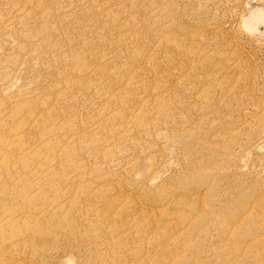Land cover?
<instances>
[{"label":"rangeland","instance_id":"rangeland-1","mask_svg":"<svg viewBox=\"0 0 264 264\" xmlns=\"http://www.w3.org/2000/svg\"><path fill=\"white\" fill-rule=\"evenodd\" d=\"M0 264H264V0H0Z\"/></svg>","mask_w":264,"mask_h":264}]
</instances>
